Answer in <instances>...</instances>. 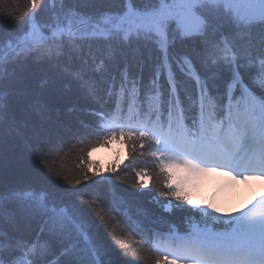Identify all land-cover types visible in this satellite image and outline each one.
<instances>
[{
    "label": "snow or ice",
    "instance_id": "obj_1",
    "mask_svg": "<svg viewBox=\"0 0 264 264\" xmlns=\"http://www.w3.org/2000/svg\"><path fill=\"white\" fill-rule=\"evenodd\" d=\"M186 44L174 41L147 77L141 68L85 91L47 138L30 145L43 180L0 186V213L16 205L36 224L26 241L34 249L29 264H118L117 254L136 264L125 231L156 254L148 264H264V196L235 212L219 206L237 178L264 179V33L258 48L230 59ZM113 142L131 159L104 172L88 156ZM52 148L83 151L78 175L63 183L43 175ZM213 173L224 179L206 203L197 188ZM114 200L132 210L138 233Z\"/></svg>",
    "mask_w": 264,
    "mask_h": 264
},
{
    "label": "trees",
    "instance_id": "obj_2",
    "mask_svg": "<svg viewBox=\"0 0 264 264\" xmlns=\"http://www.w3.org/2000/svg\"><path fill=\"white\" fill-rule=\"evenodd\" d=\"M165 0H0V59L22 39L40 41L53 28H73L84 21L109 27L117 15H124L131 4L134 10L153 11ZM168 1V0H166ZM192 3L198 0H179ZM227 11L223 0H205L204 14L212 19L214 27H206L200 35L181 37L169 31L164 49L155 35L133 31L103 33L92 26L82 28L76 36L65 33L50 38L40 46L24 44L10 53L0 63V186L20 188L41 182L43 177L36 170V161L30 155V145L47 138L66 119L68 110L80 100L85 91L108 82L117 76L139 75L145 77L157 56L166 55L180 41L186 48L205 47L215 56H226L225 46L234 55H246L260 46L264 33V21L237 22L239 15L233 11L241 5L229 4ZM126 36L128 38H126ZM69 50V51H66ZM232 57V58H233ZM191 90L193 83H187ZM81 149L63 152L52 148L41 161L43 175L49 179L74 177L84 163ZM131 159L127 156V162ZM88 160L103 169L91 156ZM114 165V164H113ZM109 166L108 168L112 167ZM129 181L132 177H128ZM150 182V181H149ZM65 186L67 184L65 183ZM103 191L102 187L86 189ZM30 195V194H29ZM112 207L125 219L133 232L138 233L136 221L129 207L119 200ZM111 219V217H109ZM119 219V217H117ZM36 227L29 215L16 205H10L0 213V255L3 264H16L23 257L32 255L26 241L31 239ZM103 233L104 229L97 222ZM119 233L122 225L114 223ZM12 234L15 236H8ZM131 232H124L127 256L136 264H148L155 253L130 239ZM85 244L88 233H82ZM130 249V251H128ZM124 264L117 254L113 257Z\"/></svg>",
    "mask_w": 264,
    "mask_h": 264
},
{
    "label": "rangeland",
    "instance_id": "obj_3",
    "mask_svg": "<svg viewBox=\"0 0 264 264\" xmlns=\"http://www.w3.org/2000/svg\"><path fill=\"white\" fill-rule=\"evenodd\" d=\"M131 12V10H130ZM169 15L170 19H176V21L180 24L182 35L188 36V35H194L198 34V31L196 28L198 25L192 21H189L187 19H184L183 13H179L177 17V12H170ZM158 19H165V17L162 15ZM152 21V22H151ZM139 28L142 30H146L148 32H155L159 35L160 43L164 49H166V41L168 39L167 33L165 32V26L161 25L159 22H154V19H150V21L147 20H140L139 21ZM93 158H95L100 166L107 170L109 166L113 164H120L121 166H124L126 164V158H127V150L118 143H114L112 147L102 148L100 150H97L93 153ZM224 178L216 175H210L205 177L203 181H201L198 188L199 191H201L202 196L206 199L207 202H210L213 200V198L217 195V191L220 187V184ZM147 180V179H146ZM253 184H255L256 187V181L259 183H264V179L256 180L253 179ZM260 184V183H259ZM243 187V191L240 193L239 197L235 200V205H238L242 203L244 207L247 206L248 200H249V194L243 184V179H236L235 183L232 185V187L223 195V199H231L237 192L238 189ZM263 188V187H262ZM262 195H264V188L260 189ZM251 196V194H250Z\"/></svg>",
    "mask_w": 264,
    "mask_h": 264
},
{
    "label": "clouds",
    "instance_id": "obj_4",
    "mask_svg": "<svg viewBox=\"0 0 264 264\" xmlns=\"http://www.w3.org/2000/svg\"><path fill=\"white\" fill-rule=\"evenodd\" d=\"M212 175H216V176H222L223 174H215L213 173ZM243 191V187L241 186L240 189L237 190L236 194L231 198V199H223L220 203V210L222 212H231L234 208V202L235 200L239 197L240 193ZM201 200L205 201L203 198H201ZM207 203V202H206Z\"/></svg>",
    "mask_w": 264,
    "mask_h": 264
},
{
    "label": "bare ground",
    "instance_id": "obj_5",
    "mask_svg": "<svg viewBox=\"0 0 264 264\" xmlns=\"http://www.w3.org/2000/svg\"><path fill=\"white\" fill-rule=\"evenodd\" d=\"M66 51H69V50H67L66 49ZM4 60V58H3V56H2V58H1V61H3ZM248 187H249V189H252V185H248ZM8 236H15V235H12V234H8Z\"/></svg>",
    "mask_w": 264,
    "mask_h": 264
},
{
    "label": "water",
    "instance_id": "obj_6",
    "mask_svg": "<svg viewBox=\"0 0 264 264\" xmlns=\"http://www.w3.org/2000/svg\"><path fill=\"white\" fill-rule=\"evenodd\" d=\"M85 24H86V23H85ZM57 30H59V29H57ZM76 30H77V29H76ZM76 30H75V31H76ZM75 31H74V32H75Z\"/></svg>",
    "mask_w": 264,
    "mask_h": 264
}]
</instances>
